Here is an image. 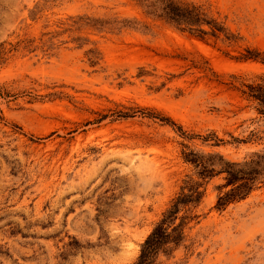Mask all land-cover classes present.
<instances>
[{
  "label": "rangeland",
  "instance_id": "rangeland-1",
  "mask_svg": "<svg viewBox=\"0 0 264 264\" xmlns=\"http://www.w3.org/2000/svg\"><path fill=\"white\" fill-rule=\"evenodd\" d=\"M176 1L236 42L182 33L135 0H0V264H133L192 173L184 155L262 149L232 139L255 128L239 89L264 65L234 58L264 56V0ZM222 184L156 264H264V186L217 211Z\"/></svg>",
  "mask_w": 264,
  "mask_h": 264
},
{
  "label": "trees",
  "instance_id": "trees-1",
  "mask_svg": "<svg viewBox=\"0 0 264 264\" xmlns=\"http://www.w3.org/2000/svg\"><path fill=\"white\" fill-rule=\"evenodd\" d=\"M144 14L164 22L174 29L197 37L231 45L237 38L223 23L211 18L201 6L176 0H135ZM100 29L107 23L95 21ZM237 61H256L264 65V56L245 51L244 55L234 58ZM241 97L247 103L253 126L245 141L232 139L236 144L256 143L262 149L251 152L242 162L225 160L218 154L190 152L183 161L192 167V173L185 178L178 194L155 224L151 233L140 245L139 255L133 264H156L159 255L169 257L185 240L184 230L191 221L199 216L192 215L201 203L206 185L215 177L223 176V184L215 188L218 192L215 209L224 210L228 205L245 200L251 193L264 186V78L258 82L241 85ZM216 143L219 141L214 137ZM209 137L203 139L208 141Z\"/></svg>",
  "mask_w": 264,
  "mask_h": 264
},
{
  "label": "bare ground",
  "instance_id": "bare-ground-1",
  "mask_svg": "<svg viewBox=\"0 0 264 264\" xmlns=\"http://www.w3.org/2000/svg\"><path fill=\"white\" fill-rule=\"evenodd\" d=\"M255 65V64H254ZM243 66H247V67H250L251 65H243ZM251 67H253V66H251Z\"/></svg>",
  "mask_w": 264,
  "mask_h": 264
}]
</instances>
